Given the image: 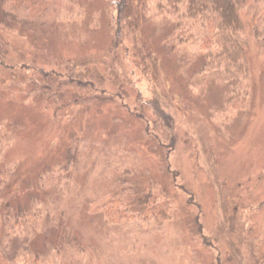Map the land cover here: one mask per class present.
<instances>
[{
  "label": "rangeland",
  "instance_id": "rangeland-1",
  "mask_svg": "<svg viewBox=\"0 0 264 264\" xmlns=\"http://www.w3.org/2000/svg\"><path fill=\"white\" fill-rule=\"evenodd\" d=\"M70 1L51 28L0 13V251L10 264H264V48L247 37L248 89L230 106L165 11ZM71 149L70 184L42 185ZM157 188L166 220L142 213ZM107 196L138 216L107 221Z\"/></svg>",
  "mask_w": 264,
  "mask_h": 264
},
{
  "label": "trees",
  "instance_id": "trees-1",
  "mask_svg": "<svg viewBox=\"0 0 264 264\" xmlns=\"http://www.w3.org/2000/svg\"><path fill=\"white\" fill-rule=\"evenodd\" d=\"M118 1L121 4L116 5L125 9L126 18L132 5L137 2L144 10L152 5L159 11H165L173 22L172 40L176 46L187 48L200 57L196 71L229 84L230 106H236L245 99L248 89L245 44L247 37H252L264 48V0ZM74 8L75 4L70 0H0L2 15L11 21L35 28L53 27L62 10L71 13ZM74 141L78 147L84 146V140ZM73 150L69 151L63 165L41 175L42 185L66 187L70 184L77 163ZM155 191L161 195L158 188ZM161 196L163 203L148 200L142 213H150L158 221L168 219L172 201L165 194ZM107 199L101 208L107 221L116 223L125 217L138 216L123 210L121 199L114 196H107ZM0 264H10V258L4 249L0 251Z\"/></svg>",
  "mask_w": 264,
  "mask_h": 264
}]
</instances>
